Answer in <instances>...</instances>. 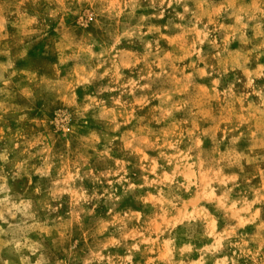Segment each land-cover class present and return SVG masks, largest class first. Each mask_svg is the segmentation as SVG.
Masks as SVG:
<instances>
[{
    "label": "rangeland",
    "instance_id": "obj_1",
    "mask_svg": "<svg viewBox=\"0 0 264 264\" xmlns=\"http://www.w3.org/2000/svg\"><path fill=\"white\" fill-rule=\"evenodd\" d=\"M0 264H264V0H0Z\"/></svg>",
    "mask_w": 264,
    "mask_h": 264
}]
</instances>
